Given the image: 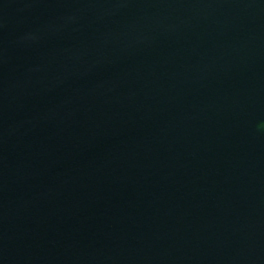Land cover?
<instances>
[{
    "label": "water",
    "instance_id": "obj_1",
    "mask_svg": "<svg viewBox=\"0 0 264 264\" xmlns=\"http://www.w3.org/2000/svg\"><path fill=\"white\" fill-rule=\"evenodd\" d=\"M0 264H264V0H0Z\"/></svg>",
    "mask_w": 264,
    "mask_h": 264
}]
</instances>
